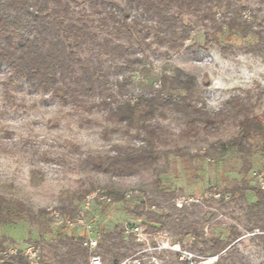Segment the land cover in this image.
I'll use <instances>...</instances> for the list:
<instances>
[{
  "label": "rangeland",
  "instance_id": "obj_1",
  "mask_svg": "<svg viewBox=\"0 0 264 264\" xmlns=\"http://www.w3.org/2000/svg\"><path fill=\"white\" fill-rule=\"evenodd\" d=\"M240 1L246 5V16L259 15L257 21L264 31V0ZM78 8L89 9V1L81 2ZM133 15L148 21L140 13ZM183 19L191 36L179 50L170 49L150 34L149 47L131 52V57L143 61L133 72L124 70L130 77L127 98L137 97L158 84L162 73L179 67L197 77L204 88L206 109L217 122L211 128L200 123L198 132L188 137L182 132L187 126L181 116L168 113L166 118L158 117L164 128L158 143L160 159L154 168L131 175L100 172L89 162L101 154H114V146H142L144 141L135 131L127 132L97 104L64 103L26 80L11 78L9 68L0 66V196L11 201V209L16 201L30 209L0 225L4 249L23 251L34 246L37 264H55L51 244L64 235L84 240L88 233L59 223L51 216V209L74 218L88 197L96 195L89 201L88 220L93 225L90 235L100 241L116 226L145 223L134 212L135 207L144 205L147 210L167 213L175 203L176 212L186 216L185 223H193L192 232L181 238L171 229L159 232H167L173 241L202 254L203 241L227 239L236 228L241 233L237 240L241 261L235 259V263L264 264L262 240L258 235L245 236L258 229L250 210L257 196L252 190H247L244 198L238 191L232 192L243 177L261 190L254 172L264 177V156L255 154L244 174L240 154L230 147L239 118L250 114L264 121V51L250 52L227 37L223 44L234 46L224 53L216 42L206 44L210 24L197 22L189 14ZM85 100L95 101L91 96ZM174 191V197L164 200L163 193ZM104 196L112 200L102 199ZM181 198L192 201L180 207L177 203ZM200 231L202 236L196 238ZM157 233L151 232L152 241ZM139 249L141 245L132 238L118 247L128 256ZM165 256L164 264H185L174 251ZM114 259L113 255L105 262L112 264Z\"/></svg>",
  "mask_w": 264,
  "mask_h": 264
},
{
  "label": "trees",
  "instance_id": "obj_2",
  "mask_svg": "<svg viewBox=\"0 0 264 264\" xmlns=\"http://www.w3.org/2000/svg\"><path fill=\"white\" fill-rule=\"evenodd\" d=\"M84 1H89V9L78 8ZM246 10L240 0H0V66L9 68L11 78L26 80L64 103L97 104L127 132L135 131L144 141L142 146H114V154H101L89 162L100 172L131 175L154 168L160 159L158 143L164 128L158 117L178 114L185 120L187 127L182 132L188 137L198 132L200 123L211 128L217 122V117L206 109L204 88L197 77L179 67L162 73L158 84L144 89L137 97L127 98L130 77L125 72H133L143 61L131 57V52L149 47L150 34L170 49L179 50L191 36L189 24L183 19L189 14L197 22L211 25L212 30L206 31L207 45L216 42L222 52H230L234 45L223 44L228 37L250 52L262 53L263 24L257 21V14L247 15L248 19ZM133 12L146 17L147 23L138 20ZM89 96L95 101L85 100ZM237 126L230 147L240 154L242 172L246 174L252 157L264 156V121L245 114ZM247 190L257 196L250 210L257 228L264 230V193L250 186L245 177L232 192L238 191L244 198ZM162 195L168 201L176 193ZM10 204L0 196V225L13 220L14 214L30 212L21 201L13 203L15 209ZM175 209L179 210L175 203L167 213L147 210L142 205L135 207L134 212L146 220L142 225L149 232L171 229L181 238L190 234L194 225L185 223L186 216ZM195 234L196 238L202 236L201 231ZM240 236L233 228L227 239L203 241L200 250L208 256L224 252L218 264H236L235 259L241 261L237 256ZM258 237L264 249V235ZM83 241L72 235L58 238L51 244L55 264H89ZM3 242L0 239V264H30L21 251L7 255ZM99 244L104 261L114 255L115 263L128 256L118 250L119 245L125 244L123 227L116 226L114 231L105 233Z\"/></svg>",
  "mask_w": 264,
  "mask_h": 264
},
{
  "label": "built area",
  "instance_id": "obj_3",
  "mask_svg": "<svg viewBox=\"0 0 264 264\" xmlns=\"http://www.w3.org/2000/svg\"><path fill=\"white\" fill-rule=\"evenodd\" d=\"M254 177L257 179L259 188L264 193V177L257 172H254ZM220 196V194H215ZM96 195L88 197V203L80 209L76 217L69 218L62 215L58 210L51 209V216L53 219L61 224H65L70 229L82 228L86 230L88 236L83 241V246L89 254V264H107L102 256L98 253L99 241L98 237L90 235L93 225L88 220L89 201L94 199ZM102 199L111 201V197L104 196ZM192 199H179L177 205L183 206V203L191 202ZM125 239L132 238L139 245L141 249L136 251L122 260L112 264H164L166 260L165 254L170 251H174L179 256L181 261L185 264H214L216 263L220 255H204L197 251H194L187 246L181 244V242L173 241L172 237L167 232H158L152 241V234L141 223H126L123 226ZM264 235V230L256 229L247 233L245 236ZM19 249H8L5 251L7 255H14L20 252ZM30 264H37L38 250L34 246H28L21 251Z\"/></svg>",
  "mask_w": 264,
  "mask_h": 264
}]
</instances>
